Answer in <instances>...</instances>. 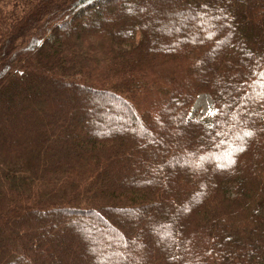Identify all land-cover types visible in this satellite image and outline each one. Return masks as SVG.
Segmentation results:
<instances>
[{"label": "trees", "instance_id": "obj_1", "mask_svg": "<svg viewBox=\"0 0 264 264\" xmlns=\"http://www.w3.org/2000/svg\"><path fill=\"white\" fill-rule=\"evenodd\" d=\"M0 264H264V0H0Z\"/></svg>", "mask_w": 264, "mask_h": 264}, {"label": "rangeland", "instance_id": "obj_2", "mask_svg": "<svg viewBox=\"0 0 264 264\" xmlns=\"http://www.w3.org/2000/svg\"><path fill=\"white\" fill-rule=\"evenodd\" d=\"M215 112L213 101L209 94H200L192 108L191 115L202 119H209Z\"/></svg>", "mask_w": 264, "mask_h": 264}]
</instances>
